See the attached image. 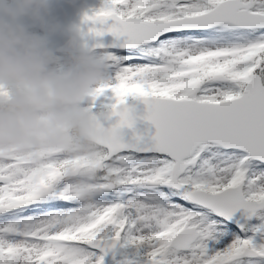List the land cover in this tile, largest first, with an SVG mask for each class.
Returning <instances> with one entry per match:
<instances>
[{
    "label": "snow or ice",
    "instance_id": "6c2138e0",
    "mask_svg": "<svg viewBox=\"0 0 264 264\" xmlns=\"http://www.w3.org/2000/svg\"><path fill=\"white\" fill-rule=\"evenodd\" d=\"M81 30L117 136L0 155V264H264V0H101Z\"/></svg>",
    "mask_w": 264,
    "mask_h": 264
},
{
    "label": "clouds",
    "instance_id": "9594fccd",
    "mask_svg": "<svg viewBox=\"0 0 264 264\" xmlns=\"http://www.w3.org/2000/svg\"><path fill=\"white\" fill-rule=\"evenodd\" d=\"M51 8V0H0V155L59 148L93 158L117 136L86 104L109 75L108 53L88 47L81 26L52 20ZM57 32L65 42L54 50Z\"/></svg>",
    "mask_w": 264,
    "mask_h": 264
},
{
    "label": "water",
    "instance_id": "95a60500",
    "mask_svg": "<svg viewBox=\"0 0 264 264\" xmlns=\"http://www.w3.org/2000/svg\"><path fill=\"white\" fill-rule=\"evenodd\" d=\"M97 1L98 0H51V19L59 23L62 27H67L68 25L81 26L82 16L85 12L91 11L96 5ZM36 27L39 28L38 26ZM111 39L112 38L110 36H106L104 37L103 42L105 44H108L111 42ZM64 42L65 37L61 32H57L50 37V47H52L54 50L62 47ZM85 43L92 49H104L95 47L94 45L96 42L92 39H88L87 41H85ZM129 104H134L136 106L137 112L141 114L143 113L144 105L142 103L132 100L129 101ZM104 113H106V111L99 112L97 114L100 116L102 123L109 125V121H107L103 115ZM139 122L140 126H137V128L141 132L152 133L155 131L154 127H151V125L147 121ZM128 132L129 130H125L126 135L128 134ZM121 254L122 251L120 248H118L116 252L108 254V256H106L105 263Z\"/></svg>",
    "mask_w": 264,
    "mask_h": 264
},
{
    "label": "rangeland",
    "instance_id": "374dc122",
    "mask_svg": "<svg viewBox=\"0 0 264 264\" xmlns=\"http://www.w3.org/2000/svg\"><path fill=\"white\" fill-rule=\"evenodd\" d=\"M100 3H101V0H99L98 4L95 6V8L99 7V6H100ZM32 30L37 31V32H41L40 30H37V29H32ZM94 50L101 51L102 49H101V50L94 49ZM58 54H59V53H58ZM111 75H112V69L110 70L109 75L106 77V79H107L108 77H110ZM105 103H106V101H104V100H97V101L95 102V106H92V105H93V101H92L91 98H89V99L86 101V104L89 105V106H91L94 112H97V111L102 110L101 108L105 107V106H104ZM95 107H99V108L94 110ZM123 250H124V249H123ZM128 250H129L130 252H125V250H124V254H123L122 256H118L117 258L111 260V261L108 262L107 264H125L126 258H131V255H132V252H133L132 249H128Z\"/></svg>",
    "mask_w": 264,
    "mask_h": 264
},
{
    "label": "bare ground",
    "instance_id": "6f19581e",
    "mask_svg": "<svg viewBox=\"0 0 264 264\" xmlns=\"http://www.w3.org/2000/svg\"><path fill=\"white\" fill-rule=\"evenodd\" d=\"M141 124H142V123H141ZM146 125H147V124H146ZM137 126H140V122H139V121H138V123H137ZM143 126H144V125H143ZM151 127H152V126H151ZM145 128H146V127H145ZM145 128H144V129H145Z\"/></svg>",
    "mask_w": 264,
    "mask_h": 264
}]
</instances>
